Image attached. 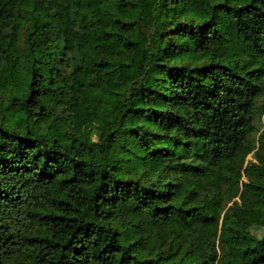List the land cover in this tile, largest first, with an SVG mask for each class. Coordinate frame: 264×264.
Returning a JSON list of instances; mask_svg holds the SVG:
<instances>
[{
	"label": "trees",
	"instance_id": "obj_1",
	"mask_svg": "<svg viewBox=\"0 0 264 264\" xmlns=\"http://www.w3.org/2000/svg\"><path fill=\"white\" fill-rule=\"evenodd\" d=\"M0 264H264V0H0Z\"/></svg>",
	"mask_w": 264,
	"mask_h": 264
}]
</instances>
